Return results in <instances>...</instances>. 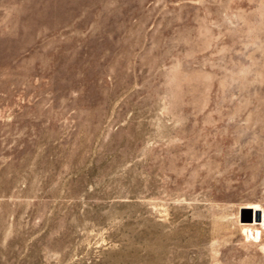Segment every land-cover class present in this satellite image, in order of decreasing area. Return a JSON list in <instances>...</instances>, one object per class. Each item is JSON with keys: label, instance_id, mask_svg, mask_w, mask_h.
<instances>
[{"label": "rangeland", "instance_id": "obj_1", "mask_svg": "<svg viewBox=\"0 0 264 264\" xmlns=\"http://www.w3.org/2000/svg\"><path fill=\"white\" fill-rule=\"evenodd\" d=\"M264 0H0V264H264Z\"/></svg>", "mask_w": 264, "mask_h": 264}, {"label": "bare ground", "instance_id": "obj_2", "mask_svg": "<svg viewBox=\"0 0 264 264\" xmlns=\"http://www.w3.org/2000/svg\"><path fill=\"white\" fill-rule=\"evenodd\" d=\"M263 221H264V215H260V223H259V225H260V228H262V231L264 232V230H263V226H261V225H263Z\"/></svg>", "mask_w": 264, "mask_h": 264}, {"label": "built area", "instance_id": "obj_3", "mask_svg": "<svg viewBox=\"0 0 264 264\" xmlns=\"http://www.w3.org/2000/svg\"><path fill=\"white\" fill-rule=\"evenodd\" d=\"M261 226H263V230H264V221H263V225H261Z\"/></svg>", "mask_w": 264, "mask_h": 264}]
</instances>
